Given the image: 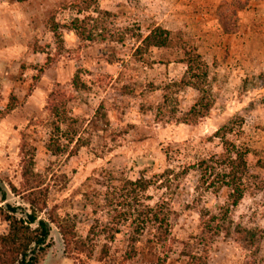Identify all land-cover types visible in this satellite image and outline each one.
<instances>
[{
    "label": "rangeland",
    "instance_id": "rangeland-1",
    "mask_svg": "<svg viewBox=\"0 0 264 264\" xmlns=\"http://www.w3.org/2000/svg\"><path fill=\"white\" fill-rule=\"evenodd\" d=\"M206 1L0 0V206L17 207L20 217L29 211L10 189V184L21 183L23 141L34 150L35 170L47 177L49 207L73 219L84 237L96 218L108 220L107 188L115 202H124L125 181L144 177L153 184L140 193L141 202L167 201L177 213L167 264H181L180 242L193 243L201 209L218 213L228 202L229 190L200 183L194 167L225 155L215 133L241 117L243 124L237 123L227 139L250 151L246 191L230 217L263 235L259 256L264 259V1L249 0L238 20L230 22L231 34L224 33L220 20L222 0ZM76 18L85 20L95 40L82 39L71 29ZM53 21L60 29L62 51L51 32ZM157 26L171 32L172 46L138 53V35ZM185 47L208 64L214 102L206 117L189 125L179 118L197 101L198 92L172 85L185 73ZM126 86L130 92L124 91ZM55 90L71 97L67 111L78 120L74 127L79 130L74 138L81 137L84 145L76 155L69 154L75 144L62 136L65 127L58 136L47 110ZM53 135L69 147L68 153L48 150ZM41 218L47 220V215ZM50 226V246L38 264H75L64 252L58 229ZM7 228L0 217V234ZM150 234L145 233L144 241ZM97 243L90 263L105 264L96 260L104 239ZM109 247L107 264H118L126 249L125 228ZM164 256L149 253L127 264L157 263ZM251 262L250 253L231 239L219 237L209 246L207 264Z\"/></svg>",
    "mask_w": 264,
    "mask_h": 264
},
{
    "label": "trees",
    "instance_id": "trees-1",
    "mask_svg": "<svg viewBox=\"0 0 264 264\" xmlns=\"http://www.w3.org/2000/svg\"><path fill=\"white\" fill-rule=\"evenodd\" d=\"M248 4L249 0H222L223 10L220 12V20L225 34L234 33L230 22L237 21L238 14L245 10ZM94 12L112 15L107 11ZM71 29L82 39L95 40L93 33L87 32L89 30L85 20L74 19ZM51 32L54 34L58 49L62 51L63 39L54 21ZM137 38L140 43L137 48L138 53H147L153 48H168L172 46L173 41L171 32L161 26L150 30L148 35L144 37L138 35ZM183 51L186 56L181 62L186 70L181 81L172 85L180 88L190 87L198 92L197 101L179 118L181 124L189 125L206 117L211 112L214 102L209 86L208 64L195 49L185 47ZM74 85L79 88L82 85L80 79L75 80ZM124 91H129L127 86L124 87ZM70 101L71 97H66L64 91L55 90L50 94L47 110L55 121V133L58 136L65 127V135L62 136L75 144L69 154L76 155L79 148L84 145L80 143L81 137L75 140L79 134V130L74 127L77 126L78 120L72 118L67 111ZM3 114L0 111V116ZM102 118L105 124L110 123L107 115L103 114ZM237 123L242 125L243 119L236 117L215 133V137L219 138L225 147V155L204 159L194 167L199 172L200 183L216 186L215 190L222 187L229 190L228 202L219 209L218 213L201 209L200 232L193 238V243L189 240L180 242L182 245L180 256L184 259L181 264H207L209 246L219 237L231 239L248 251L252 261L250 264H264V259L259 256L263 235H259V231L255 228L235 223L230 217L231 210L239 205L246 191L244 176L248 169L247 158L250 153L248 148L236 147L227 139V135L233 131ZM54 136L47 145L48 150L53 155L68 153L69 147L61 144L59 138L56 140ZM27 147L28 145L23 141L21 183L19 186L10 184V189L29 205V211L21 212L23 216L20 217L17 207L10 204L0 206V217L8 224L5 232L0 234V264H38L40 255L49 247L50 224L58 229L63 240L64 252L75 264H91L90 260L95 257L97 242L101 238L104 239V243L96 260L107 264L110 254L109 243L122 233L123 228H125L126 249L117 258L118 264H127L135 258L143 260L147 254L156 255L158 252L165 256L159 257L157 263L151 264H167L168 257L173 251L171 221L177 213L167 201H160L154 205L141 202L140 193H146L152 187L153 183L150 180L141 177L136 181H125L124 188L128 194L124 202H115L108 187L104 199L108 220L104 223L96 218L84 237L78 233L73 219L60 217L49 207L50 190L47 177L35 170L34 150ZM42 213L47 215V220L41 218ZM147 231L152 234L144 241Z\"/></svg>",
    "mask_w": 264,
    "mask_h": 264
},
{
    "label": "crops",
    "instance_id": "crops-1",
    "mask_svg": "<svg viewBox=\"0 0 264 264\" xmlns=\"http://www.w3.org/2000/svg\"><path fill=\"white\" fill-rule=\"evenodd\" d=\"M205 2H207V1L205 0ZM207 3H208V2H207ZM207 5H208V4H207ZM247 8H248V6H247ZM247 8H246V9H247ZM246 9H245V10H246ZM245 10H243V11H245ZM241 12H242V11H241ZM238 26H239V25H237V27H238Z\"/></svg>",
    "mask_w": 264,
    "mask_h": 264
},
{
    "label": "flooded vegetation",
    "instance_id": "flooded-vegetation-1",
    "mask_svg": "<svg viewBox=\"0 0 264 264\" xmlns=\"http://www.w3.org/2000/svg\"><path fill=\"white\" fill-rule=\"evenodd\" d=\"M50 246V245H49ZM46 250V249H45ZM43 254V253H42ZM42 254L40 255V258H41V256H42ZM40 260V259H39ZM39 263V262H38Z\"/></svg>",
    "mask_w": 264,
    "mask_h": 264
},
{
    "label": "water",
    "instance_id": "water-1",
    "mask_svg": "<svg viewBox=\"0 0 264 264\" xmlns=\"http://www.w3.org/2000/svg\"><path fill=\"white\" fill-rule=\"evenodd\" d=\"M51 225V224H50Z\"/></svg>",
    "mask_w": 264,
    "mask_h": 264
}]
</instances>
